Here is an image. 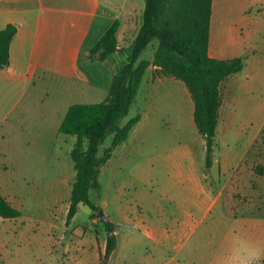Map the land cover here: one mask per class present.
Returning <instances> with one entry per match:
<instances>
[{
  "label": "rangeland",
  "instance_id": "rangeland-1",
  "mask_svg": "<svg viewBox=\"0 0 264 264\" xmlns=\"http://www.w3.org/2000/svg\"><path fill=\"white\" fill-rule=\"evenodd\" d=\"M132 39L133 34L129 39L124 37L125 48ZM136 104V112L144 120L102 167L101 187L91 189L90 197L110 221L120 224V234L126 238L143 233L135 219L148 224L161 215L171 216V227L177 233L171 248L151 254V248L139 249L130 243L102 262L108 233L100 215L80 205L71 223L66 224L75 178L73 161L70 159L67 171L57 166L56 142L49 130L42 141L27 137L29 145L12 139L15 135L26 140L16 131L6 143L14 153L0 158V182L15 196L22 214L0 217V264H143L150 259L154 264H223L234 235L258 249L261 256L257 264H264V174L255 171L256 166L264 168V133L247 151L252 128H243L237 136L220 127L212 163H207L205 141L194 122V102L182 81L152 76ZM133 114L132 109L127 118ZM34 121L45 125L44 130L48 128L46 121ZM235 129H242V125ZM109 142L108 137L100 146V155ZM29 146L37 152L28 153ZM192 149L205 159L200 168L204 182L222 188V197L205 220L181 227L189 209L181 195L191 199L195 195L191 189L179 191L183 185L193 184L197 174ZM217 159L225 162V167Z\"/></svg>",
  "mask_w": 264,
  "mask_h": 264
},
{
  "label": "crops",
  "instance_id": "crops-1",
  "mask_svg": "<svg viewBox=\"0 0 264 264\" xmlns=\"http://www.w3.org/2000/svg\"><path fill=\"white\" fill-rule=\"evenodd\" d=\"M146 2L147 0H0V30L9 24H16L18 27L10 45V62L0 68L1 159L14 153L6 143L11 141L10 136L16 131L26 140L16 139L15 135L12 139L16 142L24 140L29 145L31 140L27 137L32 135L39 141L49 130L50 136H54V143L56 142L55 157L59 161L57 166L68 170L72 165L71 150L76 137L61 133L60 125L70 105L96 103L106 99L113 74L129 61L131 44L142 25ZM116 20L120 22L117 51L105 62L92 61L89 58L91 49ZM131 33L133 39L125 48L124 37L131 38ZM146 51L145 57L151 64L132 105L133 116L138 113L136 103L143 86L156 69L153 64L154 52ZM209 54L221 59L244 58L243 69L230 75L222 85L217 133L220 132V127H224L240 136L243 128H252L247 146L249 151L264 133V0H213ZM126 118L122 120V125L130 119ZM143 118L142 116L131 130L129 137L138 124L143 122ZM34 119L46 121L48 128L44 130L45 125L38 124ZM238 124L242 125V129H235ZM62 134L70 138L62 140L65 137ZM61 142L65 145L62 146ZM128 144L129 142L123 146L124 154ZM27 149L28 153L37 152L30 146ZM191 153L197 174L193 178V184L183 185L179 191L185 193L191 189L195 195L192 199L181 195L189 208L181 227H190L196 221L199 223L205 220L222 197V188L204 182L200 168L205 159H200L194 149ZM217 163L224 167L226 165L220 159H217ZM4 164L2 170L5 169ZM0 192L18 207L15 196L5 191L1 182ZM195 214L200 218L196 219ZM156 221L145 224L142 220L135 219L134 223L141 227L139 230L143 229V233H135L133 237L127 238L121 236L120 224L116 223L117 246L112 257L116 251L130 243L139 245V249L151 248V254L165 253L167 248H171L173 237L177 233L171 227V216L164 214V217L161 215ZM131 252L135 254V248ZM147 261L143 264H154L151 259Z\"/></svg>",
  "mask_w": 264,
  "mask_h": 264
},
{
  "label": "trees",
  "instance_id": "trees-1",
  "mask_svg": "<svg viewBox=\"0 0 264 264\" xmlns=\"http://www.w3.org/2000/svg\"><path fill=\"white\" fill-rule=\"evenodd\" d=\"M213 0H147L142 25L131 44L129 61L112 76L108 96L101 102L70 105L60 132L76 137L71 150L75 169L66 224H70L80 205L93 213L101 208L90 197L91 189L101 187L102 167L115 149L129 137L141 120L137 113L124 125L136 100L140 85L151 61L144 52H154L156 66L153 79L172 77L182 81L194 102V122L206 146V162L212 163L215 138L222 105V85L244 67L243 57L215 58L209 54ZM119 20H116L91 49L92 61L105 62L119 47ZM18 27L9 24L0 30V68L10 62V45ZM144 54V55H143ZM143 55V57H142ZM111 136V137H110ZM110 138L99 154L100 146ZM259 175L264 168L255 167ZM22 212L0 192V217L16 218ZM108 233L105 255L107 262L117 246V224L100 216Z\"/></svg>",
  "mask_w": 264,
  "mask_h": 264
},
{
  "label": "clouds",
  "instance_id": "clouds-1",
  "mask_svg": "<svg viewBox=\"0 0 264 264\" xmlns=\"http://www.w3.org/2000/svg\"><path fill=\"white\" fill-rule=\"evenodd\" d=\"M261 252L239 235H234L224 253L223 264H257Z\"/></svg>",
  "mask_w": 264,
  "mask_h": 264
},
{
  "label": "water",
  "instance_id": "water-1",
  "mask_svg": "<svg viewBox=\"0 0 264 264\" xmlns=\"http://www.w3.org/2000/svg\"><path fill=\"white\" fill-rule=\"evenodd\" d=\"M99 215H100V216H102V217H104V216H105V215H104V212H103V210H102V209H100V210H99Z\"/></svg>",
  "mask_w": 264,
  "mask_h": 264
}]
</instances>
